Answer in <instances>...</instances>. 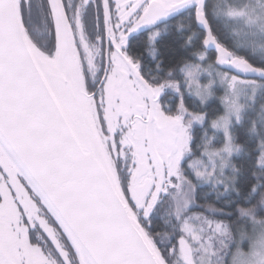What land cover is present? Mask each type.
<instances>
[{
    "label": "snow or ice",
    "instance_id": "obj_1",
    "mask_svg": "<svg viewBox=\"0 0 264 264\" xmlns=\"http://www.w3.org/2000/svg\"><path fill=\"white\" fill-rule=\"evenodd\" d=\"M0 264H264V0H0Z\"/></svg>",
    "mask_w": 264,
    "mask_h": 264
}]
</instances>
